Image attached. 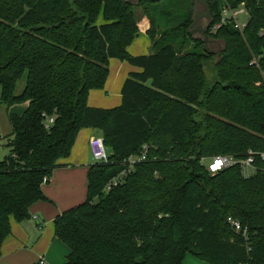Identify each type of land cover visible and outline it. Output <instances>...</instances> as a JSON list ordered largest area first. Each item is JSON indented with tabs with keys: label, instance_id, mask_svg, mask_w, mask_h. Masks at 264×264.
Returning a JSON list of instances; mask_svg holds the SVG:
<instances>
[{
	"label": "trees",
	"instance_id": "1",
	"mask_svg": "<svg viewBox=\"0 0 264 264\" xmlns=\"http://www.w3.org/2000/svg\"><path fill=\"white\" fill-rule=\"evenodd\" d=\"M206 2L207 36L222 45L218 52L187 32L193 0L175 12L170 0H0V103L7 111L26 106L7 114L0 247L11 216L28 220L32 205L48 201L42 185L79 131L91 129L108 162L90 166L85 200L53 220L54 237L68 249L63 264H184L187 255L264 264V162L257 157L249 177L238 165L211 174L201 162L264 152V0ZM241 5L242 31L232 21L213 29L224 7ZM135 7L149 21V55L126 51L139 32ZM111 59L139 70L123 82L118 107H89ZM144 152L130 169L128 159ZM228 216L245 235L231 230Z\"/></svg>",
	"mask_w": 264,
	"mask_h": 264
},
{
	"label": "crops",
	"instance_id": "2",
	"mask_svg": "<svg viewBox=\"0 0 264 264\" xmlns=\"http://www.w3.org/2000/svg\"><path fill=\"white\" fill-rule=\"evenodd\" d=\"M139 11L141 10L139 9ZM138 27V33L147 35L146 27L140 26V24H138ZM148 45L151 49L150 40ZM113 60L114 59H111L109 61V66L111 64L114 67V71L113 74L111 71L109 72L104 88L97 92H89L87 105L90 107L107 109L111 108L108 107L110 106L109 104L115 107L121 103V88L123 82L132 71H130L131 68H126L123 63L117 64L116 62H112ZM138 70V68H134V72ZM25 107V105H22L21 108H18L20 113L18 112L17 114H21ZM97 135L98 133L91 129H82L79 131L69 156L60 161L62 166L54 169L49 181L42 185V192L48 201L37 202L29 209L30 215L35 214L38 216L37 222L30 219L17 222L10 218V234L5 238L0 247V264H22V258L19 254H21L25 246L22 238L25 237L23 232L32 227V224L39 232L45 227V233L43 234L45 238L43 237V242H46L51 232H53V220L62 212L81 204L85 200L88 185L87 173L90 166L94 164L89 151L88 141L91 137ZM48 227L49 230H47ZM46 232L49 233L46 234ZM52 243L53 241L50 240V250L54 244ZM38 253H34L37 255L32 264H38L41 258L44 260L45 264H59L53 256L47 257V252ZM184 264L207 263L187 255L184 259Z\"/></svg>",
	"mask_w": 264,
	"mask_h": 264
},
{
	"label": "rangeland",
	"instance_id": "3",
	"mask_svg": "<svg viewBox=\"0 0 264 264\" xmlns=\"http://www.w3.org/2000/svg\"><path fill=\"white\" fill-rule=\"evenodd\" d=\"M130 1L134 5L137 2V0H130ZM190 1L191 0H170V2H172V4L170 5L171 12H175L177 9L185 11L187 9V3ZM139 9L141 11H139ZM203 10H204V8L200 4H197L195 2L194 15L202 12ZM134 12H136L135 17H136L137 27H138V24H140V26L146 27V29L148 31L149 23H147V22H149V21L146 18L145 14L143 13L142 9L139 7H135ZM193 19H194V16H193ZM246 20H247V15H240L239 16L240 22H244ZM101 23H103V20H102V14L100 13L99 17L97 19V24H101ZM204 23H205V21L203 20L199 24H204ZM159 31L161 33L162 30H159ZM193 37L196 39L202 38V37L197 36V35H194ZM149 40L150 39L147 37L146 34L138 33V36L126 48L127 53L131 56H143V55L151 54L152 50L149 48V45H148ZM207 46H208V49L210 51H213V52H216V51L218 52L222 47V45L220 43H218L217 41L209 42ZM112 62H116L117 64L123 63L126 68H129V69L131 68L130 71H132V72H134V68H137V67H134V66H132L126 62H121L118 59H114ZM108 69H109V72L111 71V73L113 74L114 67L111 64H110V66L108 65ZM210 75L212 76V73ZM108 76H109V74H108ZM23 87H24V79H21L17 83L16 89H15V94L16 95L20 94L23 90ZM97 91L98 90H93L91 92H97ZM109 105L110 106H108V107H111V108H107V109H112V108L119 106V105H117L115 107H112V104H109ZM21 107H22V104L14 105V106L10 107V109L7 111V107L0 103V136L4 137V139L0 145V161L8 154L9 148L7 146V143H8V141H10L12 139L11 127H10V124L8 122V119H7V114L12 113V114L18 115L17 113L18 112L20 113V110L18 108H21ZM94 108L104 109V108H100V107H94ZM22 112H21V114H22ZM209 159H210L209 157L202 158L201 162L206 164ZM242 173L245 177H249L255 173V169L252 167H244V168H242ZM11 218H12V216H11ZM12 219H14V218H12ZM47 230H49V227ZM23 233H24L25 237H22V238L24 240L25 246H24V250L21 252V254H19V256L22 258V264H32L33 261L35 260L36 255H37V254L35 255L34 253H38V252H40V253L47 252L48 253L47 257L53 256L54 259L56 260V262H58L59 264L64 263L65 256L67 255L68 249L61 241L54 238V227H53V232H51V234H50L49 238L46 240V242H43V237H44L43 234L45 233V227H44V229H42L41 232H39V230L32 224V227H30L29 229H27ZM47 233H49V232H46V234ZM50 240L53 241V243H54V244L52 243L53 247L51 250H50V248H51Z\"/></svg>",
	"mask_w": 264,
	"mask_h": 264
},
{
	"label": "built area",
	"instance_id": "4",
	"mask_svg": "<svg viewBox=\"0 0 264 264\" xmlns=\"http://www.w3.org/2000/svg\"><path fill=\"white\" fill-rule=\"evenodd\" d=\"M240 15H247V20H248V13L244 9V6L241 5L240 7L236 9H232L230 7H224L221 11V22L219 25H215L213 29H217L221 26V24H225L227 22H233L234 27L242 31L246 25V21L240 22L239 21V16ZM263 34V33H261ZM251 64L257 65L256 60H253ZM53 122L52 118H48L47 123L51 124ZM4 137L0 136V145L1 142L3 141ZM88 147L89 151L91 154V157L93 159L94 164H106L108 162V154L104 146V141L103 138L100 136H94L91 137L88 141ZM259 158L262 162H264V152H254V151H248L247 155L243 159H238L233 156H225V155H217L208 160V162L204 164L206 167L207 171L211 174L218 173L222 170H225L227 168H230L232 166H240L241 168L244 167H252L254 168V162L256 158ZM145 160V152L142 153L140 156H131L127 164L129 165V168L131 169L132 166L140 161ZM255 169V168H254ZM118 180H114V185H116ZM30 220L37 222L38 221V216L37 215H30ZM226 223L229 225L231 230L233 232H242L243 235L246 234L247 228L242 227L240 222L234 219L231 216H228L226 218ZM39 224V222H38ZM40 225V224H39ZM38 264H45L44 260L41 258L38 262Z\"/></svg>",
	"mask_w": 264,
	"mask_h": 264
},
{
	"label": "water",
	"instance_id": "5",
	"mask_svg": "<svg viewBox=\"0 0 264 264\" xmlns=\"http://www.w3.org/2000/svg\"><path fill=\"white\" fill-rule=\"evenodd\" d=\"M125 1H130V0H125ZM194 1L197 4H200L204 8V10L202 12L194 15L193 22H192L191 26L188 27L189 30L187 32L190 36L197 35V36L202 37L204 47H205V45L207 46L209 42H214L213 40H210L207 36V31L209 28V23H210V18H211L210 10H209V7H208L206 0H194ZM203 20L205 21V23L199 24Z\"/></svg>",
	"mask_w": 264,
	"mask_h": 264
},
{
	"label": "flooded vegetation",
	"instance_id": "6",
	"mask_svg": "<svg viewBox=\"0 0 264 264\" xmlns=\"http://www.w3.org/2000/svg\"><path fill=\"white\" fill-rule=\"evenodd\" d=\"M196 15V14H195Z\"/></svg>",
	"mask_w": 264,
	"mask_h": 264
}]
</instances>
